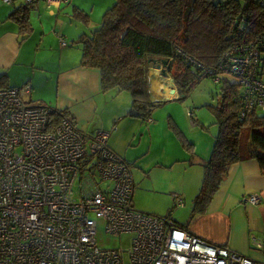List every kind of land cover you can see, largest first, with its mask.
<instances>
[{
  "label": "built area",
  "instance_id": "1",
  "mask_svg": "<svg viewBox=\"0 0 264 264\" xmlns=\"http://www.w3.org/2000/svg\"><path fill=\"white\" fill-rule=\"evenodd\" d=\"M21 2L31 6L35 0ZM260 54L243 44L227 50L217 69L201 65L200 78H236L240 117L264 115ZM28 86H0V264H264L190 232L170 214L136 207L129 163L107 144L111 130L88 132L64 114L50 121L48 104L24 100ZM244 199L256 204L261 196ZM99 220L109 233L132 234L126 253L97 244Z\"/></svg>",
  "mask_w": 264,
  "mask_h": 264
},
{
  "label": "crops",
  "instance_id": "2",
  "mask_svg": "<svg viewBox=\"0 0 264 264\" xmlns=\"http://www.w3.org/2000/svg\"><path fill=\"white\" fill-rule=\"evenodd\" d=\"M20 4L21 0L0 3V77L4 76L7 85L19 87L28 84L23 93L24 100L66 110L80 129L88 132L111 130L108 146L125 159L130 168L136 165V175L140 173L134 182L133 203L136 207L159 211L168 204L143 201L144 190L159 191V185L153 183L152 178H147L152 184L146 187L147 184L143 183L145 176L153 170L157 175V170L167 167H175L182 180L180 184L164 190L189 196L186 178L191 190L195 188L198 183L189 180L188 175L192 173L193 166L201 165V160L209 156L214 134L211 129L204 131L208 126L193 113L202 128L195 127L196 123L187 115L192 127L189 126L183 107L177 104L179 88L168 71L162 74L157 64L149 68L150 96L153 101L160 102L153 107L150 120L130 115V94H118L120 91L115 89L102 91L98 70L81 65L80 50L76 51L78 47L73 46L78 44H69V40H75L82 33L79 28H73L71 17L74 6L79 5L73 4L70 8L69 5L62 6L61 2L35 0L28 8L30 29L27 32L22 31L17 20L10 16ZM60 37L66 41L64 44ZM165 118L168 121L172 119L177 136L169 134ZM180 134L192 141L191 149L185 147ZM165 181L167 179L161 182ZM249 193H258L261 201L256 204L246 201L244 196ZM176 205L173 198V203L171 201L166 210ZM191 208L187 210V220ZM185 227L209 241L263 261L264 171L258 161L249 158L229 165L205 211L194 214ZM255 240H259L262 247H257Z\"/></svg>",
  "mask_w": 264,
  "mask_h": 264
},
{
  "label": "trees",
  "instance_id": "3",
  "mask_svg": "<svg viewBox=\"0 0 264 264\" xmlns=\"http://www.w3.org/2000/svg\"><path fill=\"white\" fill-rule=\"evenodd\" d=\"M28 8L20 4L10 13L27 32ZM74 14L84 23L89 21L88 14L76 5ZM73 42L81 50L80 64L98 70L101 90L129 91V114L146 119L160 103L151 99L148 71L161 59L169 62L167 71L179 88V99L200 79L201 65L217 69L230 48L252 44L264 59V0H114L100 23ZM221 74L219 101L211 107L217 131L210 154L201 163L202 177L191 214L184 223L173 218L182 227L194 214L205 211L229 165L254 158L264 171V115L249 112L240 117L237 82ZM0 86H9L4 76ZM50 108L52 122L60 114L69 116L64 109ZM189 116L196 120L192 112ZM180 138L191 149L193 144L182 134Z\"/></svg>",
  "mask_w": 264,
  "mask_h": 264
},
{
  "label": "rangeland",
  "instance_id": "4",
  "mask_svg": "<svg viewBox=\"0 0 264 264\" xmlns=\"http://www.w3.org/2000/svg\"><path fill=\"white\" fill-rule=\"evenodd\" d=\"M114 0H70V2L67 4L64 0L61 1L62 6H70V8L73 6V4H78L79 8H81L85 13L88 14V22L84 23L83 20L79 17H77L75 14L72 13V26L79 28L80 32L88 33L92 27L98 25L101 21L102 14L104 13L105 9L112 5ZM1 3V1H0ZM70 30V28H69ZM77 30V29H76ZM66 42V41H65ZM73 40H69V44H73ZM73 46L78 47L75 49L78 51L80 50V47L76 44H73ZM81 53V50H80ZM263 73L262 77L264 78V62H263ZM221 77H227L231 81H236V78L228 73H223L220 75ZM221 81H214L213 78L210 75L201 77L198 81H196L192 87L187 92L186 96L183 99H177V104H180L183 107L184 113H186V120L190 127H192L190 123V117L189 112L192 111L193 115L195 114L198 117H201L203 123H205V126H208V130L205 129L204 131L209 132L210 129L212 130V135L216 133L217 131V124L214 121V113L211 110L212 106L217 105L219 101V93H220V87H221ZM118 94H130L127 90H122ZM210 105V106H209ZM157 106V105H156ZM167 118V116H166ZM165 118V125L167 127V130H169V134L176 135L175 126L173 125L172 119L169 121ZM160 119V118H155ZM161 120V119H160ZM196 123L195 127L202 128L201 122L194 120ZM185 127H187L186 123L184 124ZM189 127V128H190ZM187 131V130H186ZM187 133H189L187 131ZM186 135V133H185ZM190 135V134H189ZM187 137V136H186ZM192 142V141H191ZM203 160H201V163ZM136 166V165H135ZM130 168L132 172V177L134 182H136V168ZM164 170V171H162ZM162 170H157V175L154 173V170L150 172L148 175H146V179L143 180V183H146L148 187L152 183H149V180L147 178H152L154 180L153 183H156V185H159V191H146L144 190L143 194V201L149 202V203H160V205H163L165 203H168L166 206H164L163 209L157 211V210H151V209H145V211L154 212L158 214H166L170 213L172 217L180 222H184L187 220V210L191 208L192 204V197L198 192L199 189V183L201 182V171H202V164L193 166L191 168L192 173L188 175L189 180L192 179L195 184L198 183L195 188L189 187L188 178H186V191L187 195H180L184 199L183 202L180 204H177L176 207L173 206V208L169 209L168 211L166 208L170 205L171 201L173 203L172 193H168L166 189L167 187L173 185L176 186L177 184L181 183L182 177L180 174L176 173L175 167H167ZM163 179H167L165 182H161ZM171 180V181H169ZM171 182V183H169ZM78 180H76L74 186H73V195L74 197H78L79 193V186H78ZM135 186V183H134ZM169 189V188H168ZM172 189V188H170ZM96 242L101 247H110V248H120L125 250V253L127 252V249L130 247V240L132 237L131 233L122 232L120 234H112L105 230L104 222L102 220L98 221L97 228H96Z\"/></svg>",
  "mask_w": 264,
  "mask_h": 264
},
{
  "label": "water",
  "instance_id": "5",
  "mask_svg": "<svg viewBox=\"0 0 264 264\" xmlns=\"http://www.w3.org/2000/svg\"><path fill=\"white\" fill-rule=\"evenodd\" d=\"M157 65L160 67L162 74H166L167 69L169 67V62H167L165 59H161L160 63H157ZM170 80H171V83H172V78H170ZM173 89L175 91L174 87H173ZM174 94H175V92H174Z\"/></svg>",
  "mask_w": 264,
  "mask_h": 264
}]
</instances>
